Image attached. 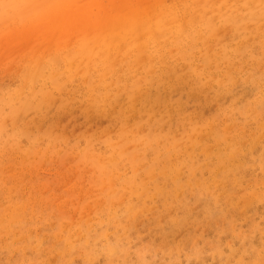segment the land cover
<instances>
[{
	"label": "rangeland",
	"instance_id": "374dc122",
	"mask_svg": "<svg viewBox=\"0 0 264 264\" xmlns=\"http://www.w3.org/2000/svg\"><path fill=\"white\" fill-rule=\"evenodd\" d=\"M68 1L0 0V264H264V0Z\"/></svg>",
	"mask_w": 264,
	"mask_h": 264
},
{
	"label": "bare ground",
	"instance_id": "6f19581e",
	"mask_svg": "<svg viewBox=\"0 0 264 264\" xmlns=\"http://www.w3.org/2000/svg\"><path fill=\"white\" fill-rule=\"evenodd\" d=\"M114 1H115V0H114ZM126 1H131V0H126ZM182 1H183V0H182ZM62 2H63V0H62ZM69 2H70V0L68 1V3H69ZM71 2H72V1H71ZM112 2H113V0L111 1V3H112ZM64 3H65V2H64ZM66 3H67V2H66ZM66 3H65V5H63V3H62V5H63V6H66V5H67ZM101 3H102V2H101ZM124 3L126 4L127 2H124ZM59 4H60V6H62L61 3H59ZM105 4H107V2H106ZM114 4H115V3H114ZM122 4H123V2H122ZM128 4H129V2H128ZM70 5H71V3H70ZM70 5H69V6H70ZM78 5H79V4H78ZM109 5H110V4H109ZM111 5H112V4H111ZM60 6H59V7H60ZM63 6H62V7H63ZM105 6H107V5H105ZM126 6H127V5H126ZM62 7H61V8H53V9H62ZM74 7H76V5H75ZM118 7H119V6H118ZM123 7H125L124 4H123ZM127 7H128V6H127ZM127 7H125V8L127 9ZM63 8H64V7H63ZM67 8L69 9L70 7H66V9H67ZM77 8H78V7H77ZM128 8H129V7H128ZM130 8H132V7H130ZM64 9H65V8H64ZM66 9H65V11H67ZM75 9H76V8H75ZM75 9H74V10H75ZM82 9H83V8H82ZM82 9H81V11L79 10V11H80V14H78L79 11L77 12L78 16L75 15V14H73L74 16H77L76 18L74 17L75 20H77V18H78L80 15H84V14L82 13ZM87 9H88V8L86 7L85 10H87ZM115 9H117V8H115ZM115 9H114V10H115ZM85 10H84V11H85ZM132 10H133V9H132ZM53 11L55 12L56 10H53ZM60 11H61V13H62V10H60ZM84 11H83V12H84ZM89 11H90V10H89ZM129 11H130V9H129ZM134 11H135V10H134ZM162 11H163V10H162ZM54 12H53V14H54ZM67 12H68V11H67ZM73 12H74V11H73ZM106 12H107V11H106ZM159 12H160V11H159ZM164 12H165V11H164ZM55 13H56V12H55ZM65 13H66V12H65ZM71 13H72V12H71ZM74 13H75V12H74ZM107 13H108V12H107ZM125 13H126V12H125ZM160 13H161V12H160ZM45 14H47V13L45 12ZM45 14H44V15H45ZM50 14H52V11H51V13H50V10H49V13L47 14V15H48V18L51 16ZM86 14H88V13H86ZM99 14H100V13H99ZM99 14H98V16H102L101 14H100V15H99ZM103 14H104V12H103ZM110 14H112V13H110ZM115 14H116V15H114V17H112V20H113L114 18L116 19V17H117V19H116V23H117V24L124 23V22H122V21H121L120 23H118V21H120V20L122 19V17H123L122 15H123V14H122L121 12H120V14H119V12H118V13H115ZM131 14H135V15H137L138 13H133V12H131ZM44 15H42V17H43ZM47 15H46V16H47ZM104 15H106V14H104ZM107 15H108V14H107ZM119 15H121L120 18L118 17ZM67 16L69 17V16H71V15L68 14ZM95 16H96V15H95ZM115 16H116V17H115ZM139 16H140V15H139ZM68 17H67V18H68ZM88 17H89V15H88ZM96 17H97V16H96ZM103 17H105V16H103ZM106 17H109V16H106ZM106 17H105V18H106ZM127 17H128V16H127ZM162 17H163V16H162ZM54 18H55V17H54ZM57 18H58V17H57ZM69 18H70V17H69ZM40 19H41V18H40ZM58 19H59V18H58ZM60 19H63V20H61V21L66 22V21H65V20H66V16H65V18H62V16H61ZM83 19H84V17H82V19H81V20H82L81 23H83L82 25H84V23L86 22V19H85V20H83ZM96 19H97V18H95V20H96ZM123 19H124V20H123ZM123 19H122V20L125 21V18H123ZM164 19H165V18H164ZM69 20H71V19H69ZM69 20L67 19L68 22H70ZM72 20H73V19H72ZM95 20H94V21H95ZM98 20H99V18H98ZM112 20H111V21H112ZM52 21H53V20H52ZM56 21H57V20H56ZM58 21H60V20H58ZM61 21H60V22H61ZM73 21H74V20H73ZM111 21H110V24H112V23L115 22V20H113L112 23H111ZM76 22H77V21H76ZM87 22H88V21H87ZM165 22H167V21H165ZM49 23H50V20H49ZM49 23H47V25H48ZM51 23H52L53 25H56L57 23L59 24V22H56L55 24H54L53 22H51ZM61 23H62V22H61ZM91 23H92V22H91ZM104 23H105V20H104ZM104 23H103L104 27L107 26V25L109 24V23H108L107 25H105ZM31 24H32V23H31ZM44 24H45V23H44ZM64 24H65V25H69V24H66V23H64ZM79 24H80V23H79ZM79 24H78V25H79ZM85 24H86V23H85ZM95 24H98V25H99V21H97V23H95ZM100 24L102 25V23H100ZM114 24H115V23H114ZM42 25H43V23H42ZM80 25H81V24H80ZM86 25H87V24H86ZM86 25H85V26H86ZM112 26H113V25H112ZM116 26H117V25H116ZM39 27H40V26H39ZM42 27H43V28L45 29V31H46V29H48L49 26H46V27H45V26L43 25ZM37 28H38V27H37ZM50 28H52V27H50ZM54 28H55V26H54ZM80 28H81V26H80ZM117 28H119V27H117ZM35 29H36V28H35ZM39 29H40V28H39ZM98 29H99V28H98ZM100 29H101V28H100ZM102 29H103V27H102ZM112 29H113V28H112ZM112 29H111V30H112ZM49 30H50V29H49ZM115 30H116V28H115ZM27 31H28V29H27ZM103 31H104V30H103ZM16 32H17V31H16ZM19 32H20V30H19ZM40 32H41V31H40ZM50 32H51V31H49V33H50ZM55 32H56V31H55ZM28 33H29V32H28ZM17 34H19V33H17ZM32 34H33V33H32ZM47 34H48V32H47ZM54 34H55V33H54ZM54 34L52 33V36H54ZM41 35H42V34H41ZM43 35H44V34H43ZM48 35H49V34H48ZM125 35H126V34H125ZM46 36H47V35H46ZM12 38H13V37H12ZM14 38H15V37H14ZM39 38H40V37H39ZM7 40H8V39H7ZM50 44H51V41H50ZM106 45H107V44H106ZM50 46H51V45H50ZM208 132H209V131H208ZM226 132H227V131H226ZM261 134L263 135V133H261ZM261 134H259L258 138L260 137ZM201 135H202V134H201ZM191 137H192V136H191ZM263 137H264V136H263ZM200 139H201V138H200ZM254 140H255V139H254ZM232 141H233V140H232ZM257 141H258V140H257ZM233 142H234V141H233ZM254 143H255V142H254ZM231 145H232V144H231ZM232 146H233V145H232ZM216 147H217V146H216ZM263 147H264V146H263ZM129 148H130V147H129ZM226 150H228L227 147H226ZM217 151H218V149H217ZM208 152H209V151H208ZM212 153H213V152H212ZM263 153H264V152H263ZM213 154H215V153H213ZM233 154H234V153H233ZM263 155H264V154H263ZM75 156H76V155H75ZM195 157H196V156H195ZM260 159H261V158H260ZM263 159H264V158H263ZM243 161H244V160H243ZM172 162H173V161H172ZM241 162H242V161H241ZM239 163H240V162H238V164H239ZM235 164H236V162H235ZM242 164L245 165L243 162H242ZM242 164L240 163V165H242ZM257 164H258V163H257ZM262 164H263V163H262ZM240 165H239V166H240ZM260 165H261V164H260ZM263 165H264V164H263ZM263 165H262V166H263ZM263 168H264V167H263ZM217 171H219V170H217ZM164 173H165V172H164ZM243 177H244V176H243ZM174 180H175V179H174ZM235 181H236V180H235ZM64 183H65V182H64ZM260 184H261V183H260ZM262 185H263V184H262ZM144 187H145V185H144ZM240 187H241V186H240ZM250 187H251V186H250ZM253 187H254V186H253ZM231 189H232V188H231ZM249 189H250V188H249ZM255 189H256V188H255ZM146 190H147V189H146ZM158 190H159V189H158ZM238 190H239V189H238ZM241 190H242V189H241ZM142 191H143V190H142ZM142 191H141V192H142ZM135 192H136V191H135ZM253 192H254L255 194L257 193V192H255V191H253ZM262 192H263V191H262ZM142 193H143V192H142ZM228 193H229V192H228ZM254 193H252V195H253ZM135 194H136V193H135ZM202 194H203V193H202ZM244 194H245V193H244ZM255 194H254V195H255ZM137 195H138V194H137ZM179 195H180V194H179ZM246 195H249V194L247 193ZM262 195H263V194H262ZM11 196H12V195H11ZM28 196H29V195H28ZM123 196H124V195H123ZM207 196H208V195H207ZM240 196H241V195H240ZM250 196H251V195H250ZM250 196H249V197H250ZM255 197H256V196H255ZM255 197H254V198H255ZM261 197H262V196H261ZM239 198H241V197H239ZM257 198H258V196H257ZM257 198H256V199H257ZM263 198H264V197H263ZM122 199H123V198H122ZM231 199H232V198H231ZM247 199H248V198H247ZM250 199H251L250 201L253 200L252 197H250ZM261 199H262V198H261ZM123 200H124V199H123ZM226 200H227V199H226ZM228 200H229V199H228ZM240 200H241V199H240ZM240 200H239V201H240ZM245 200H246V198H245ZM250 201H246V202H249L248 204H251ZM237 202H238V201H237ZM237 202H236V203H237ZM230 203H231V202H230ZM240 203H241V201H240ZM24 204H25V203H24ZM242 204H243V203H242ZM245 204H247V203H245ZM245 204H243V205L245 206ZM248 204H247V205H248ZM232 205H233V204H232ZM237 205H238V204H237ZM44 206H45V205H44ZM152 206H153V205H152ZM248 206H249V205H248ZM144 207H145V206H144ZM146 207H147V206H146ZM235 207H236V206H235ZM246 207H247V206H246ZM13 208H14V207H13ZM13 208H12V209H13ZM15 208H16V207H15ZM20 208H22V206H21V207H20V206L17 207L18 210H20ZM128 208H129V207H128ZM241 208H242V207H241ZM12 209H11L10 211H12ZM17 209H15L16 212H17ZM140 209H141V208H140ZM243 209H244V208H243ZM13 210H14V209H13ZM244 210H245V209H244ZM8 211H9V209H8ZM8 211H7V213H8V215H9L10 211H9V212H8ZM18 212H19V211H18ZM31 212H32V211H31ZM211 212H212V211H211ZM4 213H5V211H4ZM19 213H20V212H19ZM32 213H33V212H32ZM10 214H12V213H10ZM20 214H21V213H20ZM33 214H35V213H33ZM1 215H2V214H1ZM13 215L17 217V214H15V211L13 212L12 215H9V217L11 216L10 218H12ZM18 215H19V214H18ZM4 216H5V214H4ZM31 216H32V215H31ZM120 216H121V215H120ZM244 217H245V216H244ZM10 218H9V219H10ZM27 218H29V217H27ZM36 218H37V217H36ZM5 219H6V217H5ZM18 219H21V220H22V218H18ZM31 219H32V217H31ZM31 219H30V220H31ZM73 219H74V218H73ZM14 220H15V217H14ZM2 221H3V220H1L0 223H3ZM10 221H12V220H10ZM15 221L17 222V218H16ZM228 221H229V220H228ZM233 221H234V220H233ZM19 222H21V221L19 220ZM47 222H48V221H47ZM101 222H102V221H101ZM6 223H7V222H6ZM14 223H15V222H14ZM28 223H29V222H28ZM49 223H50V222H49ZM64 223H65V222H64ZM102 223H103V222H102ZM9 224H10V223H9ZM18 224H19V223H18ZM11 225H13V224L11 223ZM19 225H20V224H19ZM19 225H18V226H19ZM256 225H257V224H256ZM0 226H1V225H0ZM3 226H4V225H3ZM9 226H10V225H9ZM15 226H16V225H15ZM1 227H2V226H1ZM5 227H6V226H5ZM27 227L29 228V226H27ZM91 227H92V226H91ZM254 227H255V226H254ZM256 227H257V226H256ZM258 227H259V226H258ZM6 228H7V227H6ZM30 228H31V227H30ZM125 229H126V228H125ZM254 229H255V228H254ZM254 229H253V230H254ZM13 230H14V229H13ZM13 230H12V231H13ZM206 230H207V229H206ZM12 231H11V232H12ZM30 231H33V232H34V230H31V229H30ZM232 231H233V230H232ZM255 231H256V229H255ZM261 231H262V230H261ZM6 232H7V234H9V233H10V230H7ZM8 232H9V233H8ZM18 232H19V231H18ZM27 232H29V231H27ZM2 233H3V232H2V230H1V234H2ZM14 233H16V232H14ZM254 233H255V232H254ZM28 234H29V233H28ZM28 234H27V235H28ZM31 234H32V232H31ZM36 234H37V233H36ZM2 235H4V234H2ZM15 235H17V234H15ZM15 235H14V237H15ZM21 235H22V234H21ZM37 235L39 236V234H37ZM63 235H64V234H63ZM108 235H109V234H108ZM108 235H107V236H108ZM220 235H221V234H220ZM238 235H239V234H238ZM246 235H247V234H246ZM253 235H254V234H252V236H253ZM6 236H8V235H6ZM17 236H19V235H17ZM25 236H26V235H25ZM71 236H72V235H71ZM9 237H10V235L8 236V238H9ZM28 237H29V235H28ZM80 237H81V236H80ZM0 238H1V237H0ZM2 238H3V237H2ZM17 238H18V237H17ZM21 238H22V236H21ZM23 238H24V236H23ZM35 238H36V237H35ZM40 238H41V237H40ZM67 238H68V237H67ZM24 239H25V238H24ZM241 239H242V238H241ZM249 239H250V238H249ZM5 240L7 241V237L5 238ZM11 240H12V242L14 243L13 239H11ZM18 240H21V241H22V239H20V238H19ZM18 240H15V241H18ZM68 240H69V239H68ZM23 241H24V240H23ZM38 241H39V238H38ZM38 241H36V242H38ZM41 241H42V238H41ZM85 241H86V240H85ZM114 241H115V240H114ZM217 241H218V240H217ZM1 242L3 243V239H2ZM4 242H5V241H4ZM7 242H8V241H7ZM227 242H228V241H227ZM242 242H243V240H242ZM242 242H241V243H242ZM38 243H39V242H38ZM241 243H240V244H241ZM0 244H1V243H0ZM40 244H41V243H40ZM191 244H192V243H191ZM4 245H6V244H4ZM8 245L10 246V243L7 244V247H8ZM24 245H26L25 242H24ZM29 245H30V244H29ZM38 245H39V244H38ZM198 245H199V244H198ZM241 245L243 246L244 244H241ZM31 246H32V245H31ZM192 246H193V244H192ZM1 247H3V245H1ZM1 247H0V248H1ZM4 247H6V246H4ZM22 247H23V246H22ZM22 247H21V248H22ZM26 247H27V246H26ZM40 247H41V246H40ZM8 248H10V247H8ZM12 248H13V247H12ZM18 248L20 249V247H18ZM18 248H14V249L17 250ZM32 248H33V247H32ZM139 248H140V247H139ZM181 248H182V247H181ZM19 249H18V251H19ZM35 249H36V251H37V248L34 247V250H35ZM236 249H237V248H236ZM253 249H254V248H253ZM255 249H256V248H255ZM1 250L3 251L2 248H1ZM5 250H6V249H5ZM8 250H9V249H8ZM23 250H25V247H24ZM39 250H40V249H39ZM140 250H141V249H140ZM190 250H191V249H190ZM199 250H200V249H199ZM215 250H216V249H215ZM218 250H219V249H218ZM245 250H246V249H245ZM10 251H11V249H10ZM126 251H127V250H126ZM151 251H152V250H151ZM171 251H172V250H171ZM232 251H233V250H232ZM13 252H15V251L13 250ZM16 252H17V251H16ZM32 252H33V251H32ZM114 252H115V248H114ZM194 252H195V251H194ZM219 252H220V251H219ZM244 252H245V251H244ZM25 253H26V251H25ZM98 253H99V252H98ZM111 253H112V252H111ZM115 253H116V252H115ZM10 254H11V253H10ZM14 254H16V253H14ZM17 254H18V253H17ZM116 254H117V253H116ZM220 254H221V253H220ZM220 254H219V255H220ZM222 254H224V253H222ZM222 254H221V255H222ZM229 254L232 255V253H229ZM235 254H237V252H235ZM243 254H245V253H243ZM243 254H242V255H243ZM248 254H249V253H248ZM8 255H9V253H8ZM12 255H13V254H12ZM143 255H145V254H143ZM195 255H196V253H195ZM213 255H214V254H213ZM225 255H226V254H225ZM225 255H224V256H225ZM230 255H229L228 257H230ZM242 255H241V257H242ZM246 255H247V254H246ZM13 256H15V255H13ZM197 256H198V255H197ZM232 256H233V255H232ZM254 256H255V255H254ZM259 256H260V255H259ZM189 257H190V256H189ZM222 257H223V255H222ZM225 257H226V256H225ZM91 258H92V256H91ZM255 258H257V257H255ZM224 259H226V258H224ZM260 259H261V258H260ZM11 260H12V259H11ZM11 260H10V261H11ZM38 260H39V259H38ZM189 260H190V259H189ZM218 260H221V259H218ZM228 260H229V259H228ZM263 260H264V259H263ZM263 260H262V261H263ZM6 261H7V260H6ZM8 261H9V260H8ZM54 261H55V260H54ZM54 261H53V262H54ZM148 261H149V260H148ZM221 261H223V260H221ZM221 261H220V263H221ZM226 261H227V260H226ZM237 261H238V260H237ZM250 261H251V260H250ZM250 261H249V262H250ZM11 262H12V261H11ZM22 263H23V262H22ZM22 263H21V264H22ZM143 263H144V262H143ZM149 263H150V261H149ZM223 263H224V262H223ZM236 263H237V262H236ZM236 263H235V264H236ZM242 263H243V262H242ZM244 263H245V262H244ZM255 263H258V262H255ZM263 263H264V262H263ZM8 264H9V262H8ZM27 264H28V263H27ZM31 264H32V263H31ZM224 264H225V263H224ZM227 264H228V263H227ZM230 264H231V263H230Z\"/></svg>",
	"mask_w": 264,
	"mask_h": 264
}]
</instances>
